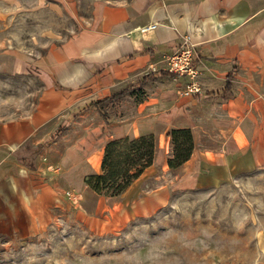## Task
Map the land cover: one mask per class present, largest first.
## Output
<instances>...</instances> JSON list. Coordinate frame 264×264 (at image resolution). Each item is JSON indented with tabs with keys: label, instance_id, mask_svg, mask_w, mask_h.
I'll list each match as a JSON object with an SVG mask.
<instances>
[{
	"label": "crops",
	"instance_id": "crops-1",
	"mask_svg": "<svg viewBox=\"0 0 264 264\" xmlns=\"http://www.w3.org/2000/svg\"><path fill=\"white\" fill-rule=\"evenodd\" d=\"M46 1L75 17L86 2L91 9L87 24L40 60L35 109L0 119V232L26 237L64 211L94 232H115L180 191L264 166V0ZM185 36L197 45L201 84L189 95L186 78L163 60ZM126 88L104 105L107 116L89 105ZM174 128L194 136L177 168L167 163ZM146 134L155 137L154 161L124 192L100 194L86 183L102 171L107 142Z\"/></svg>",
	"mask_w": 264,
	"mask_h": 264
},
{
	"label": "rangeland",
	"instance_id": "rangeland-1",
	"mask_svg": "<svg viewBox=\"0 0 264 264\" xmlns=\"http://www.w3.org/2000/svg\"><path fill=\"white\" fill-rule=\"evenodd\" d=\"M90 9L86 2L75 17L46 0H0V119L35 109L40 60L87 24ZM0 264H264V166L180 191L115 232H94L73 211L26 237L0 232Z\"/></svg>",
	"mask_w": 264,
	"mask_h": 264
},
{
	"label": "trees",
	"instance_id": "trees-1",
	"mask_svg": "<svg viewBox=\"0 0 264 264\" xmlns=\"http://www.w3.org/2000/svg\"><path fill=\"white\" fill-rule=\"evenodd\" d=\"M128 88L113 93L104 99L92 101L89 105L98 106L107 116L104 105L115 103ZM174 146L167 158L171 168H177L187 161L194 149V136L190 128H174L169 132ZM156 141L153 134L130 138L123 137L107 142L102 159V171L88 174L86 183L100 194L116 196L138 178L154 161Z\"/></svg>",
	"mask_w": 264,
	"mask_h": 264
},
{
	"label": "built area",
	"instance_id": "built-area-1",
	"mask_svg": "<svg viewBox=\"0 0 264 264\" xmlns=\"http://www.w3.org/2000/svg\"><path fill=\"white\" fill-rule=\"evenodd\" d=\"M156 27V24H150L142 28L143 31ZM198 49L197 45L185 36L173 52L164 57L166 70L176 78H186L183 93L194 94L201 91L199 81V69L197 66ZM68 195L73 196L71 192Z\"/></svg>",
	"mask_w": 264,
	"mask_h": 264
}]
</instances>
